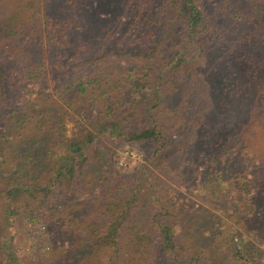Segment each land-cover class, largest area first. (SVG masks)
<instances>
[{"label":"trees","instance_id":"trees-1","mask_svg":"<svg viewBox=\"0 0 264 264\" xmlns=\"http://www.w3.org/2000/svg\"><path fill=\"white\" fill-rule=\"evenodd\" d=\"M29 1L28 16L21 19L29 23L17 26L13 25L16 14L5 18L7 8L0 5L3 226H12L9 217L13 213H25L34 221V233L42 231L51 244L62 241L60 246L65 248H56L49 262L39 258V264H223V260L215 261V250L207 237L211 236V219L195 216L201 204L194 200L178 204L168 191L182 188L204 203L219 199L215 192L227 179L219 172L215 179L208 178L204 172L212 168L213 149L221 141L216 119L238 113L237 101L245 103L246 97L264 113V0H239L242 10L229 14L238 33H233L234 46L223 62H217L226 75L220 73L223 79L219 87L210 81L206 88L210 94L206 95L207 108L213 113L205 111L203 117L195 118L192 89L183 91V124L179 126L173 121L166 126L158 116L162 107L174 102L173 93L179 90L192 55L202 57L206 46L212 45L218 16L209 12V7H199L197 0H167L170 25L157 39L156 32H151L139 43L145 44L142 54L133 52L135 40L120 33V28L111 30L103 25L101 42L84 38L89 30L85 18L93 9L87 0H73L78 3L66 8L53 7L57 0H44L42 5ZM152 3L156 8V1ZM219 3V17H227L230 0ZM161 14H150L143 26L150 29ZM31 20H36L35 26ZM177 33L183 36L184 44L163 61L159 55L153 58L158 45L172 41ZM251 42L259 53L244 48ZM134 54L140 58L151 55L154 64L158 63L148 73L156 74L150 75L146 87L157 100L149 107L155 111L149 114L148 123L135 124L130 113L124 117L117 114L109 101L110 93L120 87L114 72H120L127 64L124 59ZM237 65L242 67V75ZM229 75L242 83L233 84L227 79ZM66 121L76 127L74 136H67ZM186 124L191 125L190 130L184 128ZM228 125L236 126V122L233 119ZM204 129L207 141L198 132ZM113 139L115 144L148 143L146 159L133 172L117 170L107 163ZM103 157L107 161L102 162ZM250 157L252 168L246 167L242 180H250L257 188L254 192L263 201L255 208L264 216V159ZM20 208L23 210L18 212ZM261 215L257 217L260 224L256 218L254 224L264 232ZM46 226L49 231L43 230ZM263 232L257 239L264 246ZM249 247L243 250L252 257L256 249ZM15 254L10 239L1 235L0 264H18Z\"/></svg>","mask_w":264,"mask_h":264},{"label":"rangeland","instance_id":"rangeland-1","mask_svg":"<svg viewBox=\"0 0 264 264\" xmlns=\"http://www.w3.org/2000/svg\"><path fill=\"white\" fill-rule=\"evenodd\" d=\"M36 1L41 5L44 3V0ZM126 1L129 0H87L88 7L91 6L93 9H90L88 17L85 18L89 20V30H87V34L83 35L84 38L89 37L94 41L101 42L105 33L102 30L103 25L108 26L111 30L120 28V33L127 34L128 36L126 37L135 40L134 47H132L134 49L133 52L138 51L142 53V47L145 44L140 45L139 43L145 42L151 32H156L154 39H157L160 36V31L166 30L169 27L170 21L167 19L168 11L171 10L169 1L131 0V3L127 2V5L125 4ZM152 1H156L158 4H155L156 8L153 6ZM219 1L197 0L199 7H209V12L218 16L216 19L217 32L213 34L215 36L212 35L213 37H210L212 39H210L212 47L206 46L207 51L205 50L202 57L194 56L197 54L192 55L191 60L188 58L190 60L188 67L184 69V72L183 69L180 70L183 72L184 78L179 90L173 93L175 100L170 106L162 107L161 113L158 116L166 126L172 121L175 122L174 126H179L180 123L183 124L180 104L185 105V102L182 100L185 98L183 91L188 92L190 89H192V111L195 113V118L203 117L205 111L213 113V110L207 108L206 95L210 94H207L206 88L210 85V81L219 87L220 81L226 75V71L224 72L218 67L217 62H223L224 55L229 53L228 50H230L231 46H234V43H231L235 41L233 33H238L236 29H233L232 19L229 14L231 12L239 14L238 11L242 10V3H239V0H230L226 10L227 17H219L220 12L218 8L221 4ZM1 2L3 3L0 5L5 9L7 8L5 18H8V15L16 14L13 25L17 26L22 22L29 23V20H21L22 18L26 19L28 16L26 5L31 3L29 0H1ZM74 2L77 1L69 0L66 3L64 0H57L53 7L64 6L66 8ZM234 8H238V10ZM148 10H150L149 13ZM158 12H162L161 18L156 20L150 29L144 27L142 24L143 20H146L150 14ZM31 22L34 26L37 23L36 20H31ZM237 23L241 24L240 21H237ZM181 26L182 23L179 22L177 24L179 30ZM243 26L244 20H242ZM176 32L175 28L174 33ZM243 35L244 33H242L241 37ZM184 42L183 36H179V33H177L172 41L165 40L158 45L153 58L159 55L158 57H161V61L165 60L178 45H182ZM172 43L175 44L174 48H172ZM253 43H249L248 46L244 45V48L249 52L257 54L259 53V49L258 47L254 48ZM238 48L237 51L239 52ZM216 49L219 50L217 51ZM121 60H123V57ZM124 60L127 61V64L124 65L125 67L120 72L117 71L118 73L116 74L114 72L113 75L114 80H119L120 87L110 93L111 98L109 101L112 103L117 114L124 117L130 113V120L136 122L135 124L143 121L148 123L150 122L149 114L155 111L154 107L149 111V107L157 102L156 98L150 95V91L146 87L148 82H150V78H152L150 75L156 74L153 72L148 73L154 70L153 66L155 64L158 65V63L154 64L151 55H143V58L135 54L128 55ZM241 64H243V61ZM117 65L121 66V63H117ZM236 68H238L239 73L242 75V67L237 65ZM262 68L264 69V66ZM220 73L224 75L221 77ZM227 79L232 80L235 85L242 83V80L235 81L233 80V76L230 75ZM186 99L190 100L189 97ZM171 100L169 98L168 101ZM237 106L240 108L238 113H233L225 118H213L218 122L217 130L220 131L221 141L213 149L212 157L214 161L211 164L212 168L204 172L208 175V178L215 179L216 173L219 172L224 179H227L221 183V188L215 192V195H220V198L212 200L211 203H204L202 200L195 198L191 192L178 187L169 189L168 194L178 204L187 203L189 200H194L201 204L197 207L198 210H196L195 216L198 217L200 215L201 217H209L211 219V236L207 235V237L210 238L211 246L215 250L216 262L223 260V264H264V246L257 239L260 232H263L262 227H259L260 220L257 219L261 213L255 208V204L261 203L263 199L254 192L257 188L250 180H242V176L248 170L246 167H249L250 163L253 162L250 157L251 155L264 159V113H259L254 107L253 101L251 103V99L248 97H246L245 103L237 101ZM233 119L236 122V126L229 127L228 122H232ZM190 126L188 127V124H186L184 128L188 127V130H190ZM65 128L67 136H74L76 134V127L72 122L66 121ZM198 132L206 140L208 136L205 133V129L202 132L200 130ZM235 138L237 139L235 140ZM114 140L109 143V148L112 152L107 163H110L121 172H133L146 159L149 144L137 142H119L115 144ZM210 141L213 142L212 140ZM245 142L246 148L244 149L242 147ZM130 152L134 155H130ZM105 161L107 159L103 157L102 162ZM120 162H122V165ZM93 165L98 166L96 163ZM250 168L252 167H249V170ZM0 169V171L5 173L3 167H0ZM205 173L203 174L205 175ZM1 176L0 174V178H2ZM22 210L20 208L18 212ZM25 216V213H13V216L9 217L13 222L10 227L3 226V216H1L0 236L4 235V237L10 239L12 249L13 247L15 249L18 264H39L38 259L42 257L47 258V262H49L56 253L55 249L65 248V246H60L62 241L59 243L54 241L52 244L47 242L45 240L46 235L42 231L34 233V221H29ZM260 217L264 216L261 215ZM254 219L259 224L255 225ZM43 230L49 231V226L44 227ZM244 247H249L250 249L254 247L256 252L251 253L252 257L250 255L246 256L243 250ZM252 258L254 261L251 262ZM159 264L164 263L159 262Z\"/></svg>","mask_w":264,"mask_h":264},{"label":"built area","instance_id":"built-area-1","mask_svg":"<svg viewBox=\"0 0 264 264\" xmlns=\"http://www.w3.org/2000/svg\"><path fill=\"white\" fill-rule=\"evenodd\" d=\"M130 155H134L132 152H130ZM120 164L122 165V162H120Z\"/></svg>","mask_w":264,"mask_h":264}]
</instances>
